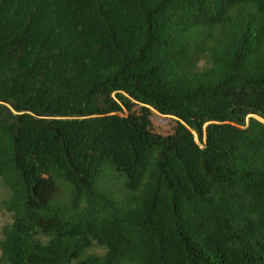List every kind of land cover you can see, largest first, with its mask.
I'll list each match as a JSON object with an SVG mask.
<instances>
[{
  "label": "trees",
  "instance_id": "16d2710c",
  "mask_svg": "<svg viewBox=\"0 0 264 264\" xmlns=\"http://www.w3.org/2000/svg\"><path fill=\"white\" fill-rule=\"evenodd\" d=\"M0 189V264H264V0H0Z\"/></svg>",
  "mask_w": 264,
  "mask_h": 264
},
{
  "label": "rangeland",
  "instance_id": "374dc122",
  "mask_svg": "<svg viewBox=\"0 0 264 264\" xmlns=\"http://www.w3.org/2000/svg\"><path fill=\"white\" fill-rule=\"evenodd\" d=\"M206 66L205 60L201 62V67L204 68ZM152 122L154 125V130L156 133L160 135H167L171 133L173 124L168 117H163L158 114H155L152 117ZM4 199V192L0 189V238H1V230L2 228L11 222V215L6 213L2 207H1V201ZM90 253H95V254H103L104 250L101 249L100 247H93L90 251Z\"/></svg>",
  "mask_w": 264,
  "mask_h": 264
}]
</instances>
